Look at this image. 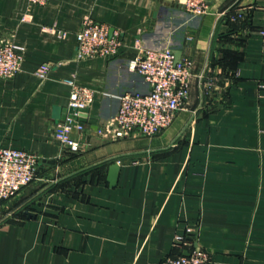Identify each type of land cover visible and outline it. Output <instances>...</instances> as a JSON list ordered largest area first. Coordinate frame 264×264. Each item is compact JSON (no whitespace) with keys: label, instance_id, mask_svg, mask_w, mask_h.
<instances>
[{"label":"crops","instance_id":"1","mask_svg":"<svg viewBox=\"0 0 264 264\" xmlns=\"http://www.w3.org/2000/svg\"><path fill=\"white\" fill-rule=\"evenodd\" d=\"M209 2L192 16L178 0H0V40L25 47L21 70L0 77V147L40 159L0 201V264H160L187 252L175 245L187 228L207 264H264V0ZM86 16L122 31L116 55L77 58ZM167 46L194 62L186 105L154 136H101L123 93L150 90L129 61ZM68 79L96 91L71 133L78 151L54 135Z\"/></svg>","mask_w":264,"mask_h":264},{"label":"built area","instance_id":"2","mask_svg":"<svg viewBox=\"0 0 264 264\" xmlns=\"http://www.w3.org/2000/svg\"><path fill=\"white\" fill-rule=\"evenodd\" d=\"M48 1L29 0L40 5H45ZM178 1L192 16L206 14L210 6V0ZM246 16L243 11H238L231 15V19L241 21ZM76 38L79 60L114 56L123 45L122 31L119 28L90 16L84 18L76 31ZM24 51L23 45L9 38L0 40L1 78L12 77L21 70ZM193 67L194 62L190 57H182L175 63V52L171 47L144 49L129 61L128 68L139 73L149 84L150 90L146 93H123L117 113L101 125L98 133L116 140L154 136L168 128L189 100ZM50 68L51 63H44L37 72L45 75ZM66 82L71 85L70 112L56 125L54 135L62 145L78 151L80 141L71 133L73 129L84 130V125L78 118L83 109L92 105L96 91L78 84L74 79ZM39 162V156L31 151L0 147V201L14 198L29 185L37 176ZM193 233V228H187V235H177L175 239V245L183 247L187 253L167 255L160 264H207L211 260V252L194 245Z\"/></svg>","mask_w":264,"mask_h":264},{"label":"water","instance_id":"3","mask_svg":"<svg viewBox=\"0 0 264 264\" xmlns=\"http://www.w3.org/2000/svg\"><path fill=\"white\" fill-rule=\"evenodd\" d=\"M181 56H182V52L180 50L175 51V63H178L181 60ZM74 110H76V109H74ZM84 111H87V109H83L80 114H83ZM118 168H119V165L116 162L113 163L112 165H110V167H109L108 180H109L111 185H114L116 182L117 174H118Z\"/></svg>","mask_w":264,"mask_h":264},{"label":"trees","instance_id":"4","mask_svg":"<svg viewBox=\"0 0 264 264\" xmlns=\"http://www.w3.org/2000/svg\"><path fill=\"white\" fill-rule=\"evenodd\" d=\"M236 14V13H235ZM235 14H233V15H235ZM245 20H247V16H246V18L244 19V20H241V21H245ZM234 22H238V21H234ZM234 24V23H233ZM19 214V213H18Z\"/></svg>","mask_w":264,"mask_h":264}]
</instances>
